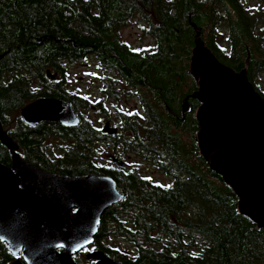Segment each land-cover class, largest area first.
Segmentation results:
<instances>
[{
	"label": "trees",
	"instance_id": "16d2710c",
	"mask_svg": "<svg viewBox=\"0 0 264 264\" xmlns=\"http://www.w3.org/2000/svg\"><path fill=\"white\" fill-rule=\"evenodd\" d=\"M132 14L148 24L152 47L133 50L119 39L117 29ZM189 20L224 64L238 71L248 53L249 71L264 63L254 19L239 0H0V122L9 125L11 112L37 98L72 102L80 118L76 127L46 124L31 131L17 115L8 133L36 167L114 178L125 198L106 211L93 246L114 259L125 264H264V229L238 213L231 188L198 154L194 108L187 127L180 115L182 99L196 89L189 73L194 35ZM219 23L227 30L225 47L217 40ZM89 57L134 87L149 111L147 127L119 112L123 153L147 154L157 169L175 174L170 184L100 164L98 145L108 138L80 110L107 119L106 108L65 84L68 65ZM115 92L104 89L107 95ZM139 129L137 144L131 135L137 137ZM44 135L61 138L65 146L46 150ZM9 161L10 151L0 143V163ZM114 236L131 244L133 254L112 245ZM13 258L0 242V264Z\"/></svg>",
	"mask_w": 264,
	"mask_h": 264
},
{
	"label": "water",
	"instance_id": "95a60500",
	"mask_svg": "<svg viewBox=\"0 0 264 264\" xmlns=\"http://www.w3.org/2000/svg\"><path fill=\"white\" fill-rule=\"evenodd\" d=\"M189 25L194 30L189 73L196 89L181 106L189 97L199 102L194 113L198 154L231 188L238 213L264 229V96L248 79L250 54L237 71L217 59L201 28L190 20ZM19 115L30 126L80 123L72 102L50 97L27 103ZM101 131L117 135L109 122ZM0 142L11 151V165L0 163V242L16 257L10 264H23L19 257L25 264H80L75 254L94 242L102 217L125 194L109 175L70 176L33 166L19 156L1 122ZM108 161L127 169V162L114 155ZM85 258L94 264H125L96 249Z\"/></svg>",
	"mask_w": 264,
	"mask_h": 264
},
{
	"label": "rangeland",
	"instance_id": "374dc122",
	"mask_svg": "<svg viewBox=\"0 0 264 264\" xmlns=\"http://www.w3.org/2000/svg\"><path fill=\"white\" fill-rule=\"evenodd\" d=\"M243 9L247 11V13L254 19V28L256 29L255 34L258 36L261 41V47L264 51V0H240ZM148 24L145 20L141 18L138 14H132L130 18H128L123 25H121L116 33L121 41L126 43L133 50H143L145 48H150L153 46V39L150 35H148L145 30L147 29ZM217 40H219V46L225 47L227 46V30L225 29L224 24L218 25V33ZM108 70H104V68L99 65L98 61L93 57H89L85 59L83 62L70 64L67 67L66 74V87L69 90L76 91L80 96H86L92 101H97L100 99H104V107L106 108L107 119L104 118L101 114L96 113H87L85 110H80V112L87 118L93 120L96 123L99 129L102 128L104 124L102 121L110 120L111 124H114L115 118L119 111H122L127 114L132 113V109L140 110L139 105L137 104V98L133 97L132 94L128 93L129 87L123 84L122 81L119 85L120 88L115 92V95H107L104 93L105 88H116L115 84H113L114 80L119 78L116 74L106 72ZM264 69H260L257 67L255 69V73L258 76H262ZM259 78V77H258ZM120 79V78H119ZM262 82V86L264 89V79ZM125 92V93H124ZM127 92V93H126ZM111 96V97H109ZM114 96V97H112ZM127 107L130 110H127ZM132 108V109H131ZM19 115V111L11 112L9 114L8 121L11 122L7 126L8 129L14 126V119ZM44 143L46 145L52 146L55 150L59 151V146H65L64 140L56 139L54 136L45 138ZM113 143L104 139V142L98 145L99 148V158L103 163V165H108V156L114 152L112 149ZM117 152L124 155L126 161L128 162V167H137L139 171L142 173V176L147 179L160 183L163 185H168L171 182L169 181L170 176H167L162 171L158 170L150 159L145 158L143 155H140L136 152H130L129 154H124L121 146L116 148ZM105 163V164H104ZM111 244L117 246L118 248L128 251V254L132 255L134 252V247L131 244L127 243L123 238L114 236L110 239ZM105 243V242H104Z\"/></svg>",
	"mask_w": 264,
	"mask_h": 264
},
{
	"label": "flooded vegetation",
	"instance_id": "af4514ba",
	"mask_svg": "<svg viewBox=\"0 0 264 264\" xmlns=\"http://www.w3.org/2000/svg\"><path fill=\"white\" fill-rule=\"evenodd\" d=\"M239 3H240V5H241V7L243 8V6H242V4H241V2H240V0H239ZM262 5H263V7H264V4L262 3ZM244 10V9H243ZM250 63V62H249ZM233 68V67H232ZM259 68L260 69H264V63L262 62L261 64H260V66H259ZM106 72H110L111 74H112V72L111 71H106ZM248 79H249V81L252 83V85L254 86V88L258 91V93H260L262 96H264V89H263V86H262V82H260V79L259 78H261V81H263V79H264V72H263V75L262 76H258L256 73H255V69H252V70H250L249 71V65H248ZM259 77V78H258ZM263 78V79H262ZM120 81H122L121 79H119V78H117L116 80H114V82H113V84H115V86H116V93H117V90L120 88V84H121V82ZM33 85L35 86L36 84L35 83H33ZM121 85H126V82H124L123 84H121ZM128 89V93H130V94H132L133 95V97H136L137 98V104L139 105V107H140V110H138L137 109V106L135 107V109H132V113L131 114H129V118H130V120L131 121H133V122H135L137 125H139V126H148V125H150V121H149V111L147 110V108L145 109V107H144V105H143V101L141 100V97L138 95V93H137V90L134 88V87H129V88H127ZM126 92V93H127ZM125 93V92H124ZM191 93V92H190ZM190 93H187L186 95H188V94H190ZM118 94V93H117ZM185 95V96H186ZM114 96H116V95H114ZM114 96H112V97H114ZM109 97H111V96H109ZM34 100H36V99H34ZM183 100V99H182ZM33 101V100H32ZM31 102V101H30ZM198 102V100L197 99H195V98H188L187 99V104H185V106L182 108V106H181V109H180V115L182 116V119L183 120H185V123H184V126H188V124L190 123V121H191V110L194 108V113H195V109L198 107V106H196L195 107V103H197ZM29 103V102H28ZM103 103H104V99H100V105L101 106H104L103 105ZM199 103V102H198ZM27 104V103H26ZM25 104V105H26ZM105 104V103H104ZM24 105V106H25ZM21 109V108H20ZM20 109H19V111H20ZM127 110H130V108H128L127 107ZM120 112V111H119ZM119 112L117 113V116H116V118H115V121H114V124H111V122H110V120H105V121H102L103 123H105V122H109L110 123V125L112 126V127H116V129H117V141L114 143L113 142V147H112V149L114 150V152L113 153H111L110 155H114V156H116V157H118V158H120V159H123L124 161H126V158L127 157H125L124 155H122L121 153H119V152H117V150H116V148L118 147V146H121L120 144H121V139H122V137H121V135H119L120 134V129H121V127H122V123H123V121H122V119H121V117H120V115H119ZM19 117H20V115H19ZM194 118H195V116H194ZM20 119H21V117H20ZM21 124H22V126H23V128H25L24 127V125L25 126H27V127H29L30 128V130L31 131H34L35 129H36V127H38V126H42V125H46V124H54L55 125V123H49V122H41V123H37L36 125H33V126H30V125H27V124H25L24 123V121L21 119ZM58 125V124H57ZM7 126L8 125H3L2 124V127H3V129L8 133V128H7ZM60 126V125H59ZM103 126V125H102ZM62 127V126H61ZM11 128H13V127H11ZM65 128V127H64ZM137 128H139V127H137ZM140 130V129H139ZM20 131H22V130H20ZM100 131H101V129H100ZM23 132V131H22ZM102 132V131H101ZM103 133V132H102ZM104 134V133H103ZM8 135H9V137H10V134L8 133ZM126 135V134H125ZM107 136V135H106ZM48 137H51V135H44L43 137H41V138H48ZM142 137V130H140V132H139V135L137 136V137H134L133 138V135H131V138L137 143V144H140L141 143V140H140V138ZM11 138V137H10ZM41 138H39V139H41ZM107 142L108 141H111V139L110 138H112V137H109V136H107ZM12 139V138H11ZM59 139H61V138H59ZM143 143H148V146L147 147H151L150 146V139L145 135H143ZM13 140V139H12ZM44 140V139H43ZM15 143H16V145H17V153L19 154V156L21 157V158H23V159H25V160H27L25 157H24V152H23V150H22V148H20L19 146H18V143L15 141V140H13ZM104 142V140H100V144L101 143H103ZM1 143V142H0ZM3 145V144H2ZM43 146L45 147V149L46 150H51V148H52V146H49V145H46L45 143H44V141H43ZM6 147V146H5ZM7 148V147H6ZM145 148H146V146H145ZM8 149V148H7ZM9 150V149H8ZM10 151V150H9ZM139 154V153H138ZM140 155H143L145 158H147V159H150L151 160V158H150V156H148L147 154H140ZM161 158L164 160V161H168V159H167V156L165 155V154H162L161 155ZM28 161V160H27ZM101 161V160H100ZM152 161V160H151ZM29 163H31L30 161H28ZM127 162V161H126ZM2 164H4V163H2ZM32 164V163H31ZM100 164H103V163H100ZM105 164V163H104ZM5 165H11V151H10V161L8 162V164H5ZM33 165V164H32ZM34 166V165H33ZM106 166H109V167H112V163L110 162V161H108V165H106ZM155 166V165H154ZM36 167V166H35ZM156 167V166H155ZM37 168H39V167H37ZM40 169H42V170H44V171H46V172H49V171H47V170H45V169H43V168H40ZM126 170H130L131 172H134V173H137V174H139V175H141L142 176V173L139 171V168H137V167H128V162H127V169ZM159 170V169H158ZM163 172V171H162ZM49 173H52V172H49ZM164 173V172H163ZM167 176H170V179H169V181L170 182H172L173 180H174V176H175V174H171V175H167ZM146 178V177H145ZM102 220V219H101ZM100 225H101V223H100ZM99 230H100V226H99ZM98 230V231H99ZM96 239V238H95ZM95 241V240H94ZM2 243V242H1ZM4 245H5V243H3ZM94 246V242L91 244V245H89L88 247H86V248H83V249H81L80 251H78L76 254H75V258H76V260L80 263V264H94V260H87L86 258H85V254H86V252L87 251H89V250H93V249H96V250H100V248H94L93 247ZM5 247H6V245H5ZM6 250H7V248H6ZM102 251V250H101ZM12 255V254H11ZM108 255V254H107ZM13 256V255H12ZM109 256V255H108ZM14 258H13V260L11 261V262H13L14 260H16V257L15 256H13ZM111 257V256H110ZM20 258V260H21V262L23 263V264H25V262L23 261V259L21 258V257H19ZM113 258V257H112ZM114 259V258H113ZM117 260V259H116ZM10 262V263H11ZM9 263V264H10Z\"/></svg>",
	"mask_w": 264,
	"mask_h": 264
}]
</instances>
